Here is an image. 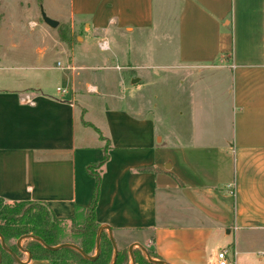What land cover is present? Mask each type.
Masks as SVG:
<instances>
[{"label": "crops", "instance_id": "1", "mask_svg": "<svg viewBox=\"0 0 264 264\" xmlns=\"http://www.w3.org/2000/svg\"><path fill=\"white\" fill-rule=\"evenodd\" d=\"M50 4L65 10L76 41H56L70 52L65 66L40 64V48L33 64L0 66V197L45 202L56 217L69 218L91 204L97 187L96 220L111 229L117 250H127L126 264L136 244L167 264H219L217 241L231 234V264H237L236 231L248 235L246 243L264 242V48L236 53L230 15L236 8L252 14L242 20L260 28L262 42L264 0ZM90 30L99 50L107 41L106 60L116 61L108 66L116 73L101 71L98 62L76 69L74 47ZM156 68L177 71L179 86L188 75L180 96L194 108L182 140L166 141L155 128L164 121L153 111L159 94L145 91ZM205 69L218 70L214 82L195 83ZM157 76L162 85L165 77ZM120 88L130 90L132 108L120 106ZM195 123L210 125L203 130ZM97 164L98 184L89 170ZM20 247L23 263L13 264H53L27 260ZM239 264L264 259L243 257Z\"/></svg>", "mask_w": 264, "mask_h": 264}, {"label": "rangeland", "instance_id": "2", "mask_svg": "<svg viewBox=\"0 0 264 264\" xmlns=\"http://www.w3.org/2000/svg\"><path fill=\"white\" fill-rule=\"evenodd\" d=\"M44 2H46L47 5L44 6ZM40 7L43 8L48 16H51L58 21L55 27L49 26L42 20L40 15ZM64 13L65 10L58 8L56 9L54 5L50 4V0H0V66L15 65L19 67L22 65H28L30 63L33 64L36 56L41 54H39L38 48L44 52L43 57L40 60V64L53 65L57 67L59 65L65 66V64L68 62L70 52L68 50L57 49L56 41L58 39L62 40V37L64 36L68 39L69 46H71L76 41L75 34L77 33L71 34L67 24L64 23ZM244 17L250 18L251 20L253 15L251 14L250 17H246L243 15V11L240 9L238 10L237 8L233 12L232 16L230 15V19H233V50L236 51V53H240L244 52V50L248 48L250 49L249 51H253L255 54V52L258 50V46H262L264 48V41H259V34L261 33V30L256 24H254V22H245V20L243 21L242 19H244ZM84 36L85 42L82 45L78 44L74 47V54L72 58L74 60L73 64L77 66L76 69L80 68L78 67L79 65H87L88 63L98 62L97 64L102 67L101 71L116 73L115 70L108 67L113 66L116 61L113 58L106 60V57L109 56V51L99 50L96 45V40L91 34V30L89 32H84ZM35 40H37L38 43H35ZM78 40H80V37ZM45 46H47V48H45ZM83 55L86 56V58H84ZM141 62V59H139L136 64H140ZM135 69L137 72L141 71L140 67ZM216 70L217 69H205L203 71L204 76L201 78L196 76L197 78L195 83L207 84L214 82L213 76L215 75ZM176 72L177 71L175 70H170L168 72L161 68L153 69L152 73L155 76V80L153 82H151L152 79L147 81V83L149 82V85L145 91L148 97L153 94H159L157 101H154L155 103L157 102L159 104L158 109L155 110L153 108V111L156 119H162L164 121H161L162 124L155 122V128L161 132L164 135L166 141L169 142L170 140L174 141L176 139L182 140L184 137L182 132H184L185 135L188 133L187 129H190V126L187 117L191 116V109L194 108V103L189 105L187 100H183L180 96V90H185L188 88V75L186 72L183 73L182 76L184 82L183 85L179 86V73ZM159 73H161L166 79L163 81L162 85H160L161 82L159 80V76H157ZM218 77H220V75H218ZM198 78L199 80H197ZM125 84L126 86H129L128 83ZM208 89V86L204 87V90ZM115 92L121 96L124 95L123 97L125 98V101L120 103L122 108H132L129 98L130 90L126 92L125 90L121 91L120 88V90H116ZM212 100L213 99L210 100L207 98V101L211 102L210 107H213L214 104ZM114 104L115 106H119V102H114ZM161 104H163V106ZM159 108L161 110H159ZM197 109L198 106H196V110ZM221 109L224 111L223 117H226V125L224 129L225 131H228L229 121H227V117L229 112L225 107H222ZM179 111H182L183 114L179 115ZM209 125L204 126L201 125V123H195L196 129L205 130L207 127H209ZM191 130L194 132V124L192 125ZM35 216L37 217V210L33 209L28 213L29 219H26L25 222L21 221V226L32 228V226H34L36 223V221H33ZM29 220L33 222H29ZM76 220V223L84 220V214L80 212V214L77 215ZM70 226V221H66L62 225L63 229L61 236H64V239L71 240V237L68 233ZM245 234L246 233L241 231L235 232L237 250L236 263L239 264L243 257L254 258L257 261L259 259L263 260L264 242L256 241L252 243H246L245 240L248 235ZM17 239L14 241L15 243ZM232 239L233 234L226 237L224 240L217 241L218 247L220 249L228 250L227 264H231L233 262ZM10 243H12V240H10ZM20 245L24 247L25 241L23 239H21ZM241 248H244L247 251L242 253L240 252ZM94 253L95 249L91 255ZM18 256H23L21 250Z\"/></svg>", "mask_w": 264, "mask_h": 264}, {"label": "trees", "instance_id": "3", "mask_svg": "<svg viewBox=\"0 0 264 264\" xmlns=\"http://www.w3.org/2000/svg\"><path fill=\"white\" fill-rule=\"evenodd\" d=\"M62 40L69 45L66 37ZM106 160V156L100 161L102 164ZM100 164L91 166L90 172L95 175L96 183L99 182V174L95 170ZM97 200V187L92 197L91 204L81 212L84 214V220L76 223L77 214L69 218L56 217L49 206L45 202L39 201H13L7 202L0 197V233L3 236L5 244L16 253L20 254V249L14 242L23 234H33L39 236L48 245H57L63 242L74 243L78 245L87 254H92L95 249L96 231L99 223L95 217V205ZM32 208V209H31ZM33 209L37 210L36 221L32 228L21 226V221L25 222L29 219L28 213ZM29 220V222H33ZM70 221L71 226L68 233L71 240L64 239L62 234V225L64 222ZM18 224V225H17ZM12 240V243H10ZM24 247L31 253L33 259H46L53 264H111L113 256V246L106 231H102L100 237V252L93 259L84 258L78 251L71 247H63L57 250H51L44 247L40 242L33 238H25ZM1 250L0 264H13L14 258L6 250ZM153 256L152 253L149 254ZM135 264H158L147 260L139 248L134 251ZM128 260V252L126 249L118 250L114 264H126Z\"/></svg>", "mask_w": 264, "mask_h": 264}, {"label": "water", "instance_id": "4", "mask_svg": "<svg viewBox=\"0 0 264 264\" xmlns=\"http://www.w3.org/2000/svg\"><path fill=\"white\" fill-rule=\"evenodd\" d=\"M40 15H41V18L42 20L48 24L49 26L51 27H55L58 23L57 20L55 19H52L51 17H49L45 11L43 10L42 7H40ZM106 230L107 233H108V237L111 241V244L113 246V257H112V261H111V264H114V261L116 259V256H117V246H116V243H115V240L113 238V235H112V232H111V229L109 227H107L106 225H100L98 228H97V231H96V237H95V253L93 255L91 254H87L83 251L82 248H80L78 245L74 244V243H69V242H63V243H60V244H57V245H48L46 244L39 236H36V235H33V234H23L21 235L17 241H16V245L18 248L21 249L20 247V240L23 239V238H33L35 240H37L38 242H40L44 247L48 248V249H51V250H57V249H60V248H63V247H71L73 249H75L76 251H78L84 258L86 259H90V260H93L95 259L99 252H100V237H101V233L102 231ZM0 240H1V248L6 250L8 253L11 254V256L14 258L15 262H18V263H23V261H21L19 259V257L16 255L15 252H13L4 242V239H3V236L1 235L0 233ZM140 247V249L143 251L145 257L147 258V260L151 261V262H155V263H158V264H167L165 261L163 260H160V259H153L149 253L147 252V250L142 246V245H139V244H136ZM25 251L27 252V255H28V258L27 260L31 259V253L29 250L25 249ZM128 251H129V255H130V259H131V264H135V257H134V254H133V250H132V245H130L128 247ZM0 262H1V250H0Z\"/></svg>", "mask_w": 264, "mask_h": 264}, {"label": "built area", "instance_id": "5", "mask_svg": "<svg viewBox=\"0 0 264 264\" xmlns=\"http://www.w3.org/2000/svg\"><path fill=\"white\" fill-rule=\"evenodd\" d=\"M99 47L101 49H108V45H107V41L106 40H102L101 42H99ZM227 253L228 250L226 249H220V251L217 253V258H218V263L219 264H226L227 263Z\"/></svg>", "mask_w": 264, "mask_h": 264}]
</instances>
